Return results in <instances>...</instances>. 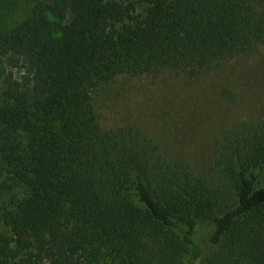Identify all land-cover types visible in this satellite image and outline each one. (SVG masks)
I'll return each instance as SVG.
<instances>
[{
    "label": "trees",
    "instance_id": "1",
    "mask_svg": "<svg viewBox=\"0 0 264 264\" xmlns=\"http://www.w3.org/2000/svg\"><path fill=\"white\" fill-rule=\"evenodd\" d=\"M22 1L0 23V264H264V116L200 171L136 125L102 131L92 102L264 46V0Z\"/></svg>",
    "mask_w": 264,
    "mask_h": 264
},
{
    "label": "rangeland",
    "instance_id": "2",
    "mask_svg": "<svg viewBox=\"0 0 264 264\" xmlns=\"http://www.w3.org/2000/svg\"><path fill=\"white\" fill-rule=\"evenodd\" d=\"M27 10L22 0H0V23L20 21ZM92 102L102 131L136 125L164 155L202 171L219 133L264 116V46L198 76L171 69L118 76L92 91Z\"/></svg>",
    "mask_w": 264,
    "mask_h": 264
}]
</instances>
